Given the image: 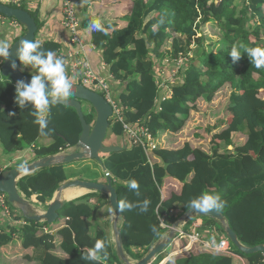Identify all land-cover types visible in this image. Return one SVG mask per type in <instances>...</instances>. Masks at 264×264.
Here are the masks:
<instances>
[{"label":"trees","instance_id":"1","mask_svg":"<svg viewBox=\"0 0 264 264\" xmlns=\"http://www.w3.org/2000/svg\"><path fill=\"white\" fill-rule=\"evenodd\" d=\"M127 1V12L122 16H118L120 7L113 5L93 11L105 31L91 33L92 45L101 51L110 75L115 82L125 85L117 95L118 102L126 109V121L146 120L158 148L151 163L139 146L130 144L101 158L102 170L110 174L105 178L102 171V178L111 181L118 196L125 254L134 261L141 259L164 234L160 219L174 212L175 216L168 218L174 222L192 209L189 205L193 199L204 193L221 196L225 204L217 212L227 219L242 245L249 248L264 245V98L259 96L264 92V67L256 68L244 51L264 48V0H242L239 13L235 0ZM8 6L28 11L25 6ZM29 13L35 19L37 35L42 24L37 13ZM248 15L257 21L252 31L246 30ZM92 19L83 21L82 25H88ZM206 26L215 31L216 39L206 32ZM20 28L22 33L14 42L25 33L24 27L20 25ZM39 43L42 50L57 54L60 49L52 40ZM193 44L199 49L195 61L185 64L170 98L157 103L160 93L155 84L156 63L185 57ZM241 45L244 46L242 57L233 62L228 53L233 46ZM18 70L30 77L32 74L26 70L34 72L20 64ZM15 86L9 77L0 74L2 154L13 155L31 148L37 161L75 148L82 132L75 110L50 105L51 132L42 135L30 115L31 109H21L15 104ZM223 86L230 91L226 112L219 106L211 107L215 94ZM155 106L160 110L155 112ZM205 107H211L205 109L201 120L204 125L199 127L205 134L196 133L199 131L195 126L188 132L191 139L181 135L187 122L194 120L198 108ZM90 110L85 113L82 108L86 123L92 125L95 115ZM112 136H124L120 125L110 123L105 146H112L109 145ZM202 140L205 144L200 143ZM73 180L84 181L66 170L65 165L55 164L21 177L17 190L26 200L35 196L46 211L56 190ZM132 180L139 184L138 190L129 187ZM90 182L99 181L97 178ZM144 200L150 204L148 211L142 213L138 205ZM121 202L130 207L122 209ZM104 205H107L105 196L88 193L64 202L52 224L19 216L26 225L0 227V250L5 249L4 255L9 253L6 256L9 259L20 258L27 264H52L51 257L58 259V264H121L113 242L96 221ZM202 219L208 227L223 233L213 220ZM153 226L156 231L152 230ZM16 239L20 249L13 243ZM97 240L105 244L99 259H82ZM186 244L184 241L182 248ZM133 249L140 253L134 254ZM233 249L242 260L192 245L171 256L164 252L153 264H161L168 257L164 264H264V253L244 255ZM176 251L173 249L171 253ZM49 255L50 261H46Z\"/></svg>","mask_w":264,"mask_h":264},{"label":"water","instance_id":"2","mask_svg":"<svg viewBox=\"0 0 264 264\" xmlns=\"http://www.w3.org/2000/svg\"><path fill=\"white\" fill-rule=\"evenodd\" d=\"M0 15L8 20H15L25 29V33L12 44L10 49L11 55L9 60L2 62V65L0 66V74L3 77H9L14 84H16L19 80L30 82V76L21 73L18 70V67L15 71H13L10 68V63L12 61H16L17 65L19 64L15 55V48L21 40H35L37 32L35 19L28 11L10 7L1 2ZM73 89V95L68 102L52 99L51 105H62L72 108L77 114L82 132L78 143L75 148H73L74 152L63 157H60L59 155L45 157L34 161L29 165L18 166L10 170L3 171L0 174V193L6 195L8 203L15 206L23 217H26L29 221L37 223L46 222L47 224H52L56 221L58 212L61 210L63 203L67 202L61 200L63 193L70 189H82L85 191V194L98 193L107 198V206L113 217L111 230L113 235L114 250L117 259L121 262V264H153L155 258L164 253L171 243H173L176 237V230L196 218H209L213 220L215 224L220 226L225 237L239 253L244 255L264 253V245H258L251 248L242 245L238 240L237 235L231 230L227 219L221 213L214 210L201 212L190 209L171 223L170 228L167 229L161 238L150 247L141 259L137 261L131 260L125 254L123 249L121 228L119 225L122 215L118 205L116 189L112 187L109 179L106 182L73 180L65 183L56 190L55 196L49 203L46 211L42 214H37L34 211L32 204L28 200L24 199L17 190V181L21 177L29 175L37 170L48 168L55 164L68 165L74 161H88V159H90L97 161L100 165L102 162V156L120 152L125 149L124 147L104 145L107 132L110 128V119L112 116V108L105 101V99L100 94L90 91L80 84L73 83ZM82 103L90 105L93 109L95 120L92 125L87 124L85 121L84 112L82 111ZM167 260L168 258H166L161 264Z\"/></svg>","mask_w":264,"mask_h":264},{"label":"built area","instance_id":"3","mask_svg":"<svg viewBox=\"0 0 264 264\" xmlns=\"http://www.w3.org/2000/svg\"><path fill=\"white\" fill-rule=\"evenodd\" d=\"M0 2L5 5L25 6L27 10L31 12L32 8L38 7L44 0H0ZM59 2L61 16L60 25L68 34L69 47L66 50L59 49L57 55L67 60V72L70 76H75V81H77L78 84L90 91L100 94L105 99L112 108L110 123L112 125H120L128 143L130 145L139 146L143 150L148 162L151 163L152 157L158 148L145 125L146 120L136 123H128L126 121L124 115L126 109L118 102V95L113 91L110 85V81L113 80L112 76L110 75L107 78L100 77L93 70L90 61L86 57L84 45L80 37L81 24L76 13V0H59ZM11 25L15 28L20 27L19 23L15 20L11 21ZM187 63L188 60L186 57L179 56L173 62L166 61L164 66H162L164 69L161 68L160 72L158 71L155 84L160 93V98L157 103L170 98L171 89L177 84V77ZM159 110V106H155V112ZM6 168V166L0 168V173L5 171ZM103 173L105 178L110 177V174L105 170H103ZM22 197L25 199L23 195ZM28 201L33 206L39 209L42 208V204L38 202L35 196H32ZM7 204L9 205L6 195L0 193V208L2 213L12 220L11 223L6 222L7 225L11 227L26 225V221H24L23 218H19V216H22L20 211L15 214L11 213L7 208ZM174 216V212H171L168 217L160 219V228L162 232L164 231L165 233V231L170 228L171 222L168 218ZM176 240L186 241V247L183 249L190 248L192 245H199L203 249L242 260L237 257L224 233L216 228L208 227L202 218L193 219L176 230L174 241ZM133 252L139 253L140 250L133 249Z\"/></svg>","mask_w":264,"mask_h":264},{"label":"clouds","instance_id":"4","mask_svg":"<svg viewBox=\"0 0 264 264\" xmlns=\"http://www.w3.org/2000/svg\"><path fill=\"white\" fill-rule=\"evenodd\" d=\"M86 31L104 32L105 27L99 18L89 21ZM244 46H233L228 53L233 62L242 57L241 48ZM11 47L7 42L0 41V63L9 60ZM249 61L256 68L264 67V48L252 47L244 49ZM15 55L19 64L25 68H31L34 73L31 75L30 82L19 80L15 86V104L24 109H31L30 115L34 117V123L38 125L42 135L51 132L49 129L48 116L50 114V105L52 99L62 102H68L73 95V81L75 76H70L67 72V60L60 57L52 50H42L39 41L21 40L15 48ZM18 65L16 61L10 63V68L15 71ZM14 115V113H9ZM47 130V131H46ZM129 187L132 190H138L139 184L132 180ZM150 201L144 200L139 206L140 212L148 211ZM225 202L219 194L204 193L200 197L190 202V207L201 212L209 210L220 211ZM129 204L121 202V208H129ZM153 231H156L153 226ZM105 248L104 241L97 240L93 248L82 259L87 261H96Z\"/></svg>","mask_w":264,"mask_h":264},{"label":"crops","instance_id":"5","mask_svg":"<svg viewBox=\"0 0 264 264\" xmlns=\"http://www.w3.org/2000/svg\"><path fill=\"white\" fill-rule=\"evenodd\" d=\"M117 1H120V0H81L80 3H77L79 1L76 0V2H75L76 13H77L78 19H79L80 24H81L80 37H81L82 43L84 45L86 57L90 61L93 70L100 77H103V78H107L108 76H110L109 68H108V66L104 65V63H103L101 51L94 48V46L92 45V42H91V40H92L91 33L92 32L91 33L87 32L86 31L87 25L86 24L82 25V23H83V21H86L89 18H93V19L95 18V16L92 14L93 11L97 12L98 9H106L110 6L112 7V5L115 8L120 7L119 8L120 10L118 12V16H122V15H120V13L124 11L123 13L125 14L127 12V10L125 9V5H129V2L126 0V4L121 6V5H118L116 3ZM116 5H118V7ZM31 12L37 13L38 20L42 24V29H41L40 34H39L40 35L39 42H43L45 40H52V41L59 44L60 49L66 50L69 47V38H68L67 32L60 25L61 16H60V2H59V0H44V2L41 5H39L36 8H32ZM21 33H22V30L20 27L15 28L14 26L11 25V21L0 16V41L7 42L9 44V46L11 47L12 44L14 43V41H13L14 38L19 36ZM0 64L2 65V63H0ZM26 72H28L30 74L34 73L31 70H26ZM110 85H111L113 91L116 93L125 89V85L120 84L118 81L115 82L114 79L112 81H110ZM109 145L117 146V147H124V146L129 147V143L124 136L122 138H116L114 136L110 137ZM25 151L30 152V154L24 155ZM25 151L6 156V155L2 154V146L0 145V153H1L0 166L3 165L6 160H11V159H15L18 161L22 160L21 163L19 164L21 166L31 164L32 162L35 161L33 151L31 148H27V149H25ZM73 152H74L73 149H72V152L70 149H67V150L62 152V155H59V156L63 157L66 155H70ZM17 157H21V159H16ZM92 203H95V202L92 201ZM111 217H112L111 211L107 207V205H104L103 207H101L100 211H98L96 221L100 225L103 226V228L105 229V232L107 231L105 226H106L107 222L109 221V218L111 221ZM1 220L2 219L0 218V221ZM4 223H6L5 220H4ZM4 226H6V225H4ZM111 233H112V230H111ZM106 234L108 235L107 232H106ZM180 242L181 243L178 246L177 251L170 253L169 256L185 250L182 248V244L184 241H180ZM186 249H189V248H186ZM5 253H6L5 249L0 250V254H1V256H4V259L9 257L8 256L9 253H7V255H6L8 257H6L4 255ZM51 258H52V261H51L52 264H58V262H59L58 259H56L54 257H51ZM14 259H16L21 264H27L25 261H23L20 258L19 259L14 258ZM45 260L50 261V255L46 256Z\"/></svg>","mask_w":264,"mask_h":264},{"label":"rangeland","instance_id":"6","mask_svg":"<svg viewBox=\"0 0 264 264\" xmlns=\"http://www.w3.org/2000/svg\"><path fill=\"white\" fill-rule=\"evenodd\" d=\"M78 1L79 2H77V3H80L81 2V0H78ZM116 3L118 5L123 6V5L126 4V0H120V1H117ZM234 6L237 9V13H239L241 11L242 7H243V1L242 0H235ZM123 12H121L120 15H124ZM255 25H257V21L254 20V19H252L250 17V15H248V17H247V23H246V30L252 31L254 29ZM168 31H170V30H168ZM206 32L212 35V39L213 38L216 39V37L214 36V34H215L214 32L215 31L209 29V26H206ZM39 34H40V32H38V34L36 35V38H37L36 40L37 41L40 40V35ZM198 54H199V49L197 48V46L195 44L191 45V48H190L188 54L185 56L187 58V60H188V63L191 62V61L194 62L195 59H196V56ZM165 62H166V60L163 61L162 63H160L159 65H157V63H156L155 80L157 79V73H158V71L160 72V70H161V68H163L162 66H164ZM167 62H169V61H167ZM177 79L179 80V76L177 77ZM158 82H160V81H158ZM73 83L78 84V82L75 81V80L73 81ZM229 93H230V91H229L228 87L227 86H223L215 94L213 103L211 104V107H217V106H219V107H221L225 111L226 110V106H227V101H228V95H229ZM259 96L262 97V98H264V92L263 91L260 92ZM82 108H83V111L85 113L91 112V110H90L91 108L86 103H82ZM206 108L207 107H205L203 109L198 108V111L195 112L194 120H192L190 122H187V124L184 126V128L182 130V134L181 135H186L187 138H190L191 139L192 136L188 135V132H190L195 126H196V128H195L196 130H198V131L201 130L199 127L204 125V121L202 122L201 120H202V118L204 117V115L206 113L205 112V109ZM210 108H207L206 111L210 110ZM196 133H198L199 135H201V134L204 135L205 134L203 131H199V132H196ZM181 140H182V138H181ZM105 143L106 144L108 143V138H106ZM200 143L201 144H205L204 140L200 141ZM70 150L72 152V149H70ZM243 150H244V148H243ZM24 151L25 150H23L22 152H24ZM27 154H30V152L25 151L24 152V155H27ZM59 155H62V153L59 154ZM0 156H1V153H0ZM16 159H21V157H17ZM85 160H87V159H85ZM21 161L22 160H19L18 161V160H15V159L6 160L5 163L3 165H1L0 167L3 168L4 166H6L7 168L5 169V171L6 170H10L9 168H14V167L20 166L19 164L21 163ZM65 168H66V170L71 171L75 177L80 178V179H82L84 181L96 180L97 178H98V181L99 182H106L107 181V180H104L102 178V176H103L102 171L103 170H102L101 166L95 160L88 159L87 162L74 161V162L71 163V165H69V164L67 165L66 164L65 165ZM82 195H84V194H82ZM14 207L15 206H11L10 204L9 205L7 204V208L13 214H15L16 212L19 211L18 209L14 208ZM33 209H34V211L37 214H42V213L45 212L43 210V208H40L39 209V208H37L35 206H33ZM0 218L2 219L0 221V227L5 228V227L8 226L7 223H4V220L6 222H8V223H11L12 222V220L9 217L3 215L1 208H0ZM111 221H113V217H111ZM111 221H110V218H109V221L107 222L105 228L107 230L106 232L108 233L111 241L113 242V235L111 233V227H112V222ZM4 225H6V226H4ZM216 226H218V225L216 224ZM13 243L15 244V246L18 249H20L19 240L16 239V240L13 241ZM180 243L181 242L178 241V240L173 241V243H171V245L166 249V251H165L166 254H170L173 249H177L178 246L180 245ZM9 247H11V245ZM134 254H137V253L134 252ZM0 264H21V263H19L16 259H14V260H11V259H8V258H5L4 259V256H1V254H0Z\"/></svg>","mask_w":264,"mask_h":264},{"label":"bare ground","instance_id":"7","mask_svg":"<svg viewBox=\"0 0 264 264\" xmlns=\"http://www.w3.org/2000/svg\"><path fill=\"white\" fill-rule=\"evenodd\" d=\"M82 194H85V191L82 190V189H70V190H67V191H65L63 193V195L61 197V200H63V201H71V200H73L75 198L83 196Z\"/></svg>","mask_w":264,"mask_h":264}]
</instances>
